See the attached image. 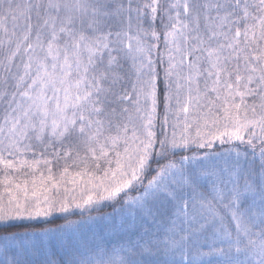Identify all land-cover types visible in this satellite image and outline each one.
<instances>
[{"label": "snow or ice", "instance_id": "1", "mask_svg": "<svg viewBox=\"0 0 264 264\" xmlns=\"http://www.w3.org/2000/svg\"><path fill=\"white\" fill-rule=\"evenodd\" d=\"M0 264H264V0H0Z\"/></svg>", "mask_w": 264, "mask_h": 264}, {"label": "trees", "instance_id": "2", "mask_svg": "<svg viewBox=\"0 0 264 264\" xmlns=\"http://www.w3.org/2000/svg\"><path fill=\"white\" fill-rule=\"evenodd\" d=\"M104 211H111V208H105Z\"/></svg>", "mask_w": 264, "mask_h": 264}]
</instances>
